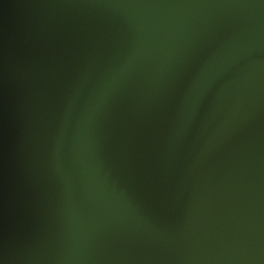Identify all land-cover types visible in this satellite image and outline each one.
<instances>
[{
	"label": "water",
	"instance_id": "water-1",
	"mask_svg": "<svg viewBox=\"0 0 264 264\" xmlns=\"http://www.w3.org/2000/svg\"><path fill=\"white\" fill-rule=\"evenodd\" d=\"M0 264H264V0H0Z\"/></svg>",
	"mask_w": 264,
	"mask_h": 264
}]
</instances>
